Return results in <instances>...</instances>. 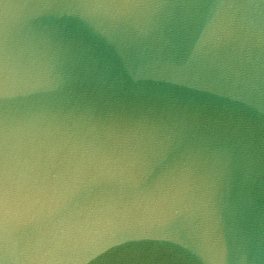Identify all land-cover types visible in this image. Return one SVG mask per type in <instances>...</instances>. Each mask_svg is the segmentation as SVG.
Returning a JSON list of instances; mask_svg holds the SVG:
<instances>
[{
  "label": "clouds",
  "instance_id": "obj_1",
  "mask_svg": "<svg viewBox=\"0 0 264 264\" xmlns=\"http://www.w3.org/2000/svg\"><path fill=\"white\" fill-rule=\"evenodd\" d=\"M29 21L21 30L9 17ZM61 16L89 17L119 37L121 49H90L113 95L134 102L155 90L141 82L166 79L164 70L203 69L208 53L223 46L243 71L218 80L242 99L233 107L236 126H226L216 179L189 191L183 169L149 181L146 168L180 147L168 139L147 149L129 144L99 151L85 145L81 125L69 123L61 101L73 85L72 48L51 37L76 29ZM174 17L167 46L152 52L136 44L127 20ZM204 39L200 41V37ZM200 41L199 46L197 42ZM211 78V73H199ZM264 10L253 0H25L5 5L0 20V264H105L109 241L133 222L185 236L199 264H228L235 236L219 181L229 178L232 153L241 148L246 174L264 150ZM176 136H181L177 132ZM187 139V137H184ZM183 156V153H180ZM177 167L179 159L176 160ZM196 264V261H192Z\"/></svg>",
  "mask_w": 264,
  "mask_h": 264
},
{
  "label": "water",
  "instance_id": "obj_2",
  "mask_svg": "<svg viewBox=\"0 0 264 264\" xmlns=\"http://www.w3.org/2000/svg\"><path fill=\"white\" fill-rule=\"evenodd\" d=\"M25 0H0V20L5 5H18ZM258 10H264V0H253ZM29 21L10 16L9 24L26 30ZM56 24H71L76 29L54 34L51 39L61 48H72L80 56L75 59L73 85L61 101L63 114L69 123L81 125L85 145L99 151L129 144L147 149L154 141L168 139L180 142V147L166 160L152 162L146 168L149 181H158L175 175L173 168L183 169L189 191L198 194L201 186L219 173L223 157V136L226 126L234 128L233 107H243L242 99L218 80L237 79L243 71L236 54L223 46L208 53L203 69L183 68L164 70L166 79L141 82L154 84L155 90L132 101L122 95H113L104 83L103 73L90 49L99 47L121 49L119 37L89 17L61 16ZM174 17L127 20L132 39L152 52L167 46L170 30L177 25ZM204 39L200 37V41ZM200 41L197 42L199 46ZM211 73L207 78L199 73ZM257 123L264 118L256 114ZM181 133L177 137L176 133ZM184 137H187L185 139ZM183 156H180V153ZM244 151L237 148L229 163V178L219 181L220 195L231 213V227L235 245L228 240V264H264V150L257 145L261 157L251 174H246ZM179 159V166L176 160ZM99 260L105 264H199L197 250L189 240L164 227L133 222L120 236L106 245ZM92 264H97L96 261Z\"/></svg>",
  "mask_w": 264,
  "mask_h": 264
}]
</instances>
